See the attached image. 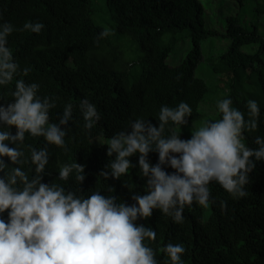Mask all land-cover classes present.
<instances>
[{"label": "trees", "instance_id": "16d2710c", "mask_svg": "<svg viewBox=\"0 0 264 264\" xmlns=\"http://www.w3.org/2000/svg\"><path fill=\"white\" fill-rule=\"evenodd\" d=\"M230 1L242 6L244 0ZM98 9L102 13L98 14L92 0H0V24L11 23L18 29L8 37V47L21 68H31L27 77L21 74L9 85L0 86V104L12 102L16 79L39 84L38 95L55 100L50 122H58L65 105L71 103L67 148L47 145L43 137L26 133L21 147L29 162L23 169L31 178L35 165L30 162L29 148L46 146L50 156L43 183L55 182L85 197L100 191L117 197L118 203L132 205L133 195L147 191V178L142 177L138 165L139 153L130 157L134 167L127 175L116 179L109 173L105 179L100 173L107 171L105 166L115 153L108 157L107 145L99 144V139L108 141L137 118L148 119L159 127L161 107H175L183 101L192 108L187 123L180 126V138L188 140L183 133L189 125L201 121L199 105L208 93L205 83L195 77L202 55L201 42L215 33L203 29L199 0H100ZM27 21L41 22L45 27L39 34L19 31ZM239 22L238 16L226 19L224 37L229 43L217 57L226 75L223 86L254 85L264 98V40L255 28L247 29ZM105 29L110 30V35L100 38ZM179 38L188 39L189 50L179 65L169 67L166 59ZM257 43L260 49L254 51L252 47ZM243 47H250V51H243ZM137 63L141 70L135 75ZM84 98L96 105L101 117L90 130L84 127L79 107ZM229 98L247 120L248 102L232 94ZM206 104L210 106V102ZM259 108L257 129L245 133L246 145L253 149L258 147L255 138H264V106ZM216 116V120L221 118L219 112ZM61 127L63 130L65 126ZM9 130L15 135V127ZM127 131L130 133L131 128ZM171 131L179 134V127L170 122L165 136ZM0 159L8 164L6 171L16 166L8 157ZM158 160L157 152L148 154L150 164L156 165ZM75 161L84 166V181L79 184L75 172L68 181L59 180V167ZM162 167L169 174L175 172L167 164ZM3 175L0 172V177ZM209 189V204L194 202L185 206L181 224L173 223L170 216L156 209L151 217L136 221L157 231L156 241L145 243L156 251L158 264H170L163 252L168 242L184 245L183 264H264V161H257L249 173L246 197L234 198L216 182L210 183ZM225 202L226 210L221 207ZM0 219L7 221V211L0 213Z\"/></svg>", "mask_w": 264, "mask_h": 264}, {"label": "clouds", "instance_id": "9594fccd", "mask_svg": "<svg viewBox=\"0 0 264 264\" xmlns=\"http://www.w3.org/2000/svg\"><path fill=\"white\" fill-rule=\"evenodd\" d=\"M44 27L41 22L27 21L19 31L39 34ZM17 30L11 23L0 24V86L9 85L21 74L27 77L31 71L30 66L21 68L8 47V37ZM108 35L110 30L105 29L100 38ZM39 87L16 79L12 102L0 104V158L8 157L16 165L6 171L9 166L0 159V172L4 173L0 177V213H8L7 221L0 219V264H158L156 251L145 243L156 241L157 231L138 225V219L151 217L156 209L181 224L185 206L209 204L212 182L234 198L246 197L249 173L257 161H264V138H255V149L244 142L245 133L258 127L260 108L255 100L247 103V120L230 98L218 101L221 118L203 122L188 140L180 138V126L187 123L192 108L181 101L175 107H161L159 127L137 118L130 123V133L129 127L121 130L105 144L107 156L115 153V158L100 176L107 179L110 173L120 179L127 175L134 167L129 157L139 153L140 173L147 178L145 194L133 195L132 205L118 203L117 197L100 191L87 197L78 195L55 182H42L50 156L46 146L29 148L30 162L35 165L31 178L23 169L29 162L21 147L26 133L43 137L47 145L67 148L65 137L70 129L66 126L72 120L73 105L66 104L58 122H50L56 102L40 97ZM79 107L84 127L92 129L101 119L96 105L84 98ZM170 122L179 127V134L171 131L165 136ZM61 126H65L63 130ZM12 127L15 135L9 130ZM153 151L159 156L156 165L148 161ZM165 164L175 172H166ZM58 172L62 181H68L73 172L79 184L85 179L84 166L76 161L60 166ZM221 207L226 210V202ZM163 252L170 264H183V244L168 242Z\"/></svg>", "mask_w": 264, "mask_h": 264}, {"label": "rangeland", "instance_id": "374dc122", "mask_svg": "<svg viewBox=\"0 0 264 264\" xmlns=\"http://www.w3.org/2000/svg\"><path fill=\"white\" fill-rule=\"evenodd\" d=\"M97 8L98 14L102 13V9H98L100 0H92ZM203 7V29L212 31L215 35L208 37L201 42V60L195 70V77L202 80L208 88L202 103L199 108L203 117L201 121L194 122L189 125L188 130L184 131V136L191 138L192 131L198 129L205 121H214L218 115L217 99L229 98L232 95L238 97L241 101L255 100L258 106H264V98L260 95L257 88L251 85H244L243 88L239 84L226 87L223 86L224 75L219 65L217 57L222 55L229 43L224 37L226 28V19L232 16H238L242 27L247 29L255 28L259 36L264 40V0H244L243 5L230 1V0H199ZM261 44L257 43L252 48L254 51L260 49ZM190 44L188 39L179 38V42L173 49L174 51L166 59V64L169 67H175L186 56L189 50ZM264 47V46H263ZM250 47H243V51H250ZM261 58L264 61V48L261 50ZM141 70V67L136 65L134 74L137 75ZM217 70V71H216ZM224 88V89H223ZM226 89V90H225ZM238 92V94L235 93ZM210 102V106L206 103ZM206 104V105H205ZM245 142V140H244ZM99 144H107V140L99 139ZM246 144V142H245ZM130 160V157H129ZM132 164V163H131ZM130 171V169H129Z\"/></svg>", "mask_w": 264, "mask_h": 264}]
</instances>
